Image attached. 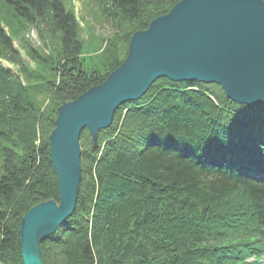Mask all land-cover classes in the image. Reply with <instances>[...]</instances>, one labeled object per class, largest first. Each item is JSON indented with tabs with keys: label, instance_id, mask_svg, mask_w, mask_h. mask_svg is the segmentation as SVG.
I'll return each instance as SVG.
<instances>
[{
	"label": "trees",
	"instance_id": "16d2710c",
	"mask_svg": "<svg viewBox=\"0 0 264 264\" xmlns=\"http://www.w3.org/2000/svg\"><path fill=\"white\" fill-rule=\"evenodd\" d=\"M180 1L91 0L110 35L101 70L87 73L67 0H1L0 264H23L21 218L59 202L49 154L59 108L100 86L130 37ZM79 145L74 211L39 242L43 264H264V106L160 78L116 109L96 144L84 129Z\"/></svg>",
	"mask_w": 264,
	"mask_h": 264
},
{
	"label": "water",
	"instance_id": "95a60500",
	"mask_svg": "<svg viewBox=\"0 0 264 264\" xmlns=\"http://www.w3.org/2000/svg\"><path fill=\"white\" fill-rule=\"evenodd\" d=\"M160 78L219 86L238 105L264 106V2L181 0L129 40L127 57L98 87L59 109L49 135L59 202L31 208L20 221L23 264H43L39 242L72 215L80 183L79 135L96 141L116 109L140 99Z\"/></svg>",
	"mask_w": 264,
	"mask_h": 264
},
{
	"label": "rangeland",
	"instance_id": "374dc122",
	"mask_svg": "<svg viewBox=\"0 0 264 264\" xmlns=\"http://www.w3.org/2000/svg\"><path fill=\"white\" fill-rule=\"evenodd\" d=\"M67 3L68 9L73 11L76 19L80 22L81 36L84 41L81 55L82 69L87 73L92 70H101L102 65L98 53L104 45L103 38L110 35L109 26L99 24L98 19L94 17L96 8L91 0H67ZM28 39L33 45H38L34 31L29 32Z\"/></svg>",
	"mask_w": 264,
	"mask_h": 264
}]
</instances>
